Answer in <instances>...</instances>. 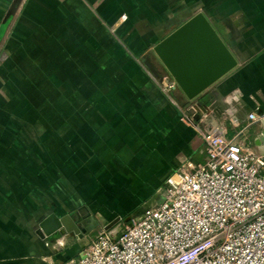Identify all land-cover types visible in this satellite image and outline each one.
<instances>
[{
	"label": "crops",
	"instance_id": "crops-1",
	"mask_svg": "<svg viewBox=\"0 0 264 264\" xmlns=\"http://www.w3.org/2000/svg\"><path fill=\"white\" fill-rule=\"evenodd\" d=\"M11 1L0 0V264L67 262L81 240L39 237L47 214L128 216L202 161L201 131L248 123L255 144L264 128V0H21L3 23ZM197 11L237 63L188 99L156 83L170 74L148 27Z\"/></svg>",
	"mask_w": 264,
	"mask_h": 264
},
{
	"label": "built area",
	"instance_id": "built-area-1",
	"mask_svg": "<svg viewBox=\"0 0 264 264\" xmlns=\"http://www.w3.org/2000/svg\"><path fill=\"white\" fill-rule=\"evenodd\" d=\"M156 83L165 93L177 86L166 75ZM247 125L201 131L202 161L170 173L158 200L119 232L96 220L63 264H264V128L252 144Z\"/></svg>",
	"mask_w": 264,
	"mask_h": 264
},
{
	"label": "water",
	"instance_id": "water-1",
	"mask_svg": "<svg viewBox=\"0 0 264 264\" xmlns=\"http://www.w3.org/2000/svg\"><path fill=\"white\" fill-rule=\"evenodd\" d=\"M21 0H12L2 22L15 13ZM155 55L176 82L192 99L236 66V58L210 24L203 12L197 11L162 37L152 48ZM119 217L105 225L108 229ZM96 220L81 228L70 214L57 216L50 212L38 224L36 233L42 239L59 231L72 232L81 238L91 231Z\"/></svg>",
	"mask_w": 264,
	"mask_h": 264
},
{
	"label": "rangeland",
	"instance_id": "rangeland-1",
	"mask_svg": "<svg viewBox=\"0 0 264 264\" xmlns=\"http://www.w3.org/2000/svg\"><path fill=\"white\" fill-rule=\"evenodd\" d=\"M14 14L11 15V16H14ZM175 27H176V25H172V24L148 27L150 29V31L152 32V35H156L157 36V39L155 38V39H153L154 41H151V43L149 45V48H153V46L157 43L159 35L165 34L167 31H170V30L174 29ZM146 49H148V47ZM0 59H2V58H0ZM0 75H1V73H0ZM1 79H2V77H0V86L2 85ZM0 91H1V89H0ZM0 96H2L1 92H0ZM78 208L82 209L81 206H79ZM126 216L123 215V216H113V217H100V216L97 217V215H92L91 213H89L88 215L82 216L80 218L77 217L78 219L76 221H77L78 225L81 228L84 229L85 226L90 224L92 220H98L99 223H101L102 225L105 226L108 222H111L116 217H119V220L116 223L112 224V226L110 227V229L114 228L116 230V232H119L122 229L123 220L125 219ZM86 233H88V232L86 231L84 234H86ZM69 236H71L70 238H74L73 236H75V234L71 233V235H69ZM80 240H81L80 242L82 243V239L81 238H80Z\"/></svg>",
	"mask_w": 264,
	"mask_h": 264
},
{
	"label": "clouds",
	"instance_id": "clouds-1",
	"mask_svg": "<svg viewBox=\"0 0 264 264\" xmlns=\"http://www.w3.org/2000/svg\"><path fill=\"white\" fill-rule=\"evenodd\" d=\"M242 95V94H241ZM234 98H237V97H234Z\"/></svg>",
	"mask_w": 264,
	"mask_h": 264
}]
</instances>
